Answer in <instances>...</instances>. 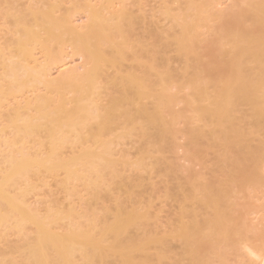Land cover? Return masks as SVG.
<instances>
[{"label":"bare ground","instance_id":"1","mask_svg":"<svg viewBox=\"0 0 264 264\" xmlns=\"http://www.w3.org/2000/svg\"><path fill=\"white\" fill-rule=\"evenodd\" d=\"M113 1L88 3V23L81 28L69 15L57 17L55 7L30 8L14 17V43L0 46V264H153L172 260L170 247H165L171 241L186 246L180 257L207 264L215 261V247L223 253L227 242L239 237L238 221L227 216L233 210L226 213L234 208L228 204L230 187L247 188L251 176L240 174L264 171V0H244L231 14L215 11L211 0H186L179 14H171L168 6L166 14L177 31L157 39L148 32L143 46L148 59L137 66L127 60L134 53L123 26L131 25L127 7L104 14ZM208 18L223 24L204 49L200 27ZM54 41L80 54L84 70L72 69L53 79L48 63L35 65L36 45L47 59L56 60L49 44ZM168 43L187 63L176 92L172 73L164 68ZM41 88L43 93L38 92ZM184 89L189 94L181 96ZM25 90L34 97L4 109L10 97ZM180 102L186 106L183 114L174 109ZM180 118L187 125L190 159L203 162L214 155L216 172L221 168L214 180L223 179L214 185L199 175L185 179L187 186H197L189 185L192 191L181 197L173 228L160 233L151 224L154 229H148L149 208L134 200L133 190L140 184L124 175L149 165L162 167L163 146L176 137ZM132 137L142 146L131 162L115 145ZM49 180L68 204L61 206L52 193L48 197ZM258 181L264 185V176ZM122 183L128 185L126 200L112 193ZM81 187L90 194L87 198ZM42 188L47 192L38 196L39 203L44 201L39 207L37 200L29 201ZM103 191L111 193L110 204L102 201ZM178 191L183 193L181 186ZM222 253L225 258L227 253Z\"/></svg>","mask_w":264,"mask_h":264},{"label":"rangeland","instance_id":"2","mask_svg":"<svg viewBox=\"0 0 264 264\" xmlns=\"http://www.w3.org/2000/svg\"><path fill=\"white\" fill-rule=\"evenodd\" d=\"M103 1L104 0H0V46H4L8 43L11 44L12 42L14 43L16 34H18L17 32L18 26H17L16 20H14V17L25 15L26 13H28V10L30 8L34 10H38V9L45 10L48 7H55L56 9L55 15L57 17H62V16L64 17V16L69 15V19L71 23H73V25L76 28L78 27L81 28V27H84L88 23V11L85 8V6L88 3H90L91 5L100 6L101 2ZM243 1L244 0H211L210 6L213 7L215 11L216 10L220 11L221 14H231L235 10H237L236 6L240 5ZM165 2L168 4H166ZM242 5L244 6V4ZM123 6L127 7L129 13L132 16L130 20L131 25L130 26L123 25L125 33L126 35H128V40H129L128 46L130 48H134V53L128 54L127 60H128V64H133L137 66L138 61H146L148 59V58H144L145 55L143 51V46L147 42L148 32H152V34L156 37V39L157 37L163 38L165 36L167 37L172 36L177 31V29L172 24V18L167 16L166 8L168 10H170L169 8L172 9L173 12H171V14L172 13L179 14L181 10L186 7V0H114L111 5H106L107 8L104 10V14L109 15V12L111 10L113 9L119 10ZM215 19H217V21ZM29 20L30 18L27 17L26 21H29ZM219 20L218 18H213L211 19V22L209 20L211 24L207 21L206 24H204V26L200 27V30L203 34V38L200 37L201 39H203L202 40L203 42L201 45L202 48L205 49L206 46L209 45V42H210L209 38H211L210 36L217 33L218 27L220 28L219 25L222 26L223 22L219 24L218 22ZM205 25H208V26H205ZM41 34H42L41 35L42 38L44 39L47 38V33L45 31L41 30ZM202 34L200 36H202ZM49 44L52 50H56L55 51L57 53L56 55H58L55 61H52L51 59H47V57L45 56L46 55L45 50H43L41 46L36 45L33 53L35 54L34 57L39 61V62H36L38 64H35V65H39V63H43V65L45 63L49 64V67H50L49 69L51 72L50 74L53 79L60 78L62 75H64L66 72L72 69L74 70L80 69V71L84 70L83 69L84 63H85L84 58H82L80 54L75 52V50L71 49L72 47L70 45L66 44L64 46H60L55 41L49 42ZM168 44L170 46L169 45L164 46V52L165 54L167 53V56H168V57L166 56V58H168V61L166 60V62L164 63L165 64L164 66H166L164 68L165 70L168 69L171 71L172 89L174 92H176L177 90L175 88V85L178 79L180 78L179 76L181 74L180 70L183 67V65L185 64L187 65V63L186 61H184V57L181 56L177 51H175L177 49L172 50V48H176L175 45H172L171 43H168ZM202 54L203 56L206 55L204 51H202ZM190 60H193V58H190ZM206 60H208V58ZM181 61L185 63L183 64ZM193 62H190V64H193ZM179 82L181 81L179 80ZM38 92L43 93L44 89ZM188 94H189V91L184 89L180 95L186 96ZM33 95H34L33 91L25 90L24 94L19 93L17 96L10 97L8 100L9 102H6L9 104L8 105L5 104L4 109H6L7 107L9 108V107L16 106L17 105L16 102H24L25 98L34 97ZM174 107H175L174 109L177 112L181 111L182 114L184 113V111L186 112V106L182 102L176 104V106ZM187 116H191V114L185 113L184 117H187ZM5 119L6 117L4 118V120ZM175 129L177 132L175 135L176 137H174L175 139L173 138L172 143L170 141L167 143L166 141L165 146H163L164 147V149L162 150L163 155H160L161 159L163 158L162 167L157 168V167H154L148 164L149 166L146 168V170L142 172L127 171L126 174L124 175L130 180L136 181L137 183L140 184V187L138 189L133 190L136 193V195L134 196L135 198L134 200L138 203V206L142 205L143 207L147 206L149 208V211H150V214L153 220L151 218L150 220L151 222L147 226L148 229L150 227L149 225L151 224V226L153 225L152 227L159 228L161 231L160 230L157 231V229L155 231L160 232V233L162 232V230H164V232H167L168 229L170 230L171 228H173L172 225L176 222V219H179L180 207L183 205L180 202H184L183 201L184 199H181V197H184L185 195L187 196V194H184V193H186L188 190H191L188 187L189 185L196 184L194 182L187 186L186 184H188V182L185 183L187 179L189 178L191 179L192 177L194 178L199 175L200 178H204V177L206 178L205 180L203 179L205 184L206 182L212 181L211 183H213V185L218 184L220 181H222L221 179H223V178L220 179L221 177L220 176L217 179L218 181L216 180L218 183L213 182L215 181L214 179H216L218 176V172L220 171L219 169H221L219 168L218 171L216 172V169H215L216 167H215L214 162H217V161H215L216 157L214 155H211V157L207 155L209 156V158L206 157V160L203 162L190 159L189 152H188V146H187V135H186L187 125L183 118H180L178 120L177 126ZM253 143L255 144V141H253ZM141 146H142V143L138 140V138L132 137V138H126L120 145H115V149L125 154V156H129L127 157L129 158V160L130 159L134 160L137 158V155H138V152ZM203 148L205 149L204 146ZM253 151H255V149ZM208 153H211V151H208ZM233 165L234 164L232 163V166ZM171 171H174V172L176 171V173L172 172L171 174ZM191 172L196 176H194ZM222 172L223 170L221 171V173ZM189 174L190 176L191 175L192 176L187 178ZM237 174H240V172L239 173L237 172ZM237 174L235 175L237 176ZM247 174L248 175L241 173L240 176L243 175L241 177H243L244 179L251 176V178L254 180L255 183L249 177L250 183H246L248 187L245 184V187L247 188H243L242 189L243 191L241 190V188H231L230 187L228 204H233L232 206H234V208L232 209L231 207L230 208L231 211L230 210L226 211V213L228 214V212H232L233 210L232 215H230L231 213L229 214L231 217L229 215L227 216L228 218H232V219L235 218V220L234 219L233 220L236 222L238 221L237 223H235L231 219L233 223L239 224V227L237 225V228L240 229V232H239L240 234L238 235L240 238L232 237L231 239L234 242L230 239L231 240L230 243L233 242L232 243L233 245L227 242L228 246L226 245H225L226 247L224 246V249L225 248L226 249L223 251L225 252L223 253L221 252V253L222 254L227 253V255L225 256L226 259L220 256L221 254L220 252H219L220 254L217 253L218 252L217 250L219 249L218 247L217 248L215 247L214 249L215 254L213 257V258L216 257L215 261H213V259L211 258H208V260L211 259V261H213V263L211 261H208L209 263H212V264H254V263L262 264L263 263L264 264V188H263L264 185L260 186L261 184L258 183L259 176H264V171L260 172L259 174H255V175L254 174L251 175L249 173ZM209 176L213 178V180L212 179L209 180L210 179ZM199 180H200L199 183L200 182L203 183L201 179ZM251 181L253 184H251ZM50 182L51 183L48 184V186L50 187L52 186L51 189L49 190L48 188L45 187L48 190L47 192L45 188H42L44 189V191L42 190L41 193H38L37 198L39 195H40L39 197H41L47 192V194L49 195L47 196L49 198H51L53 195H56V198L61 206L68 204V202H66L64 198V195L58 192L59 190L57 189V186L53 184L52 181ZM179 186L182 187L183 193L179 192L181 190L178 191ZM127 188H128V185L126 183H122L120 184V191H114L112 193L120 195L122 196L124 200H126V196L124 194ZM80 189H81L80 193L82 192L81 194L82 196H85V198H87L88 195H90L88 194L87 190H85L83 187H81ZM170 192H172L173 194H170ZM49 193H52L53 195ZM111 196H112L111 193H107L104 191L101 193L102 201L106 202V204L111 203V198H110ZM35 197L34 196H32V198L30 197L31 200L29 198L30 200L29 202L35 203V201L37 200L36 206H39V207H40V204L42 203L44 204V201L42 199H41L42 200L41 203H39L40 198H38L39 199L38 201V199ZM48 199L44 198V200L46 201ZM95 208H98L97 204L96 206L92 207V209H95ZM231 220H228V221L231 222ZM154 228H151V229H154ZM232 228L234 229L235 227H232ZM235 230H238V229L235 228ZM238 238L240 240H238ZM234 239L238 240L239 242L238 245H237L238 242H235ZM175 242L171 241L170 243L171 245L170 244L165 245V247H167L168 250L171 249L170 258L172 257L173 261L172 260L170 261L169 259H168L169 261L168 260L167 261L161 260V261H164V264H174V263L175 264H189V263L192 264L190 260L188 261L187 259L184 258L186 256L182 255V257H180L181 252H182L181 250H184L186 246L182 242H179V241L178 242L175 241ZM168 246L170 247V249L168 248ZM220 248L223 249V246H221ZM222 249L220 250L222 251ZM253 251L255 252L254 255H253ZM183 252L185 253L186 251H183ZM161 261L158 262V260H154V263L163 264Z\"/></svg>","mask_w":264,"mask_h":264}]
</instances>
